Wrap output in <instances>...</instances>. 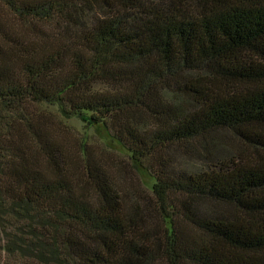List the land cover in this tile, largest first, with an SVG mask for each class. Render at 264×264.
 <instances>
[{
    "label": "trees",
    "instance_id": "16d2710c",
    "mask_svg": "<svg viewBox=\"0 0 264 264\" xmlns=\"http://www.w3.org/2000/svg\"><path fill=\"white\" fill-rule=\"evenodd\" d=\"M172 84L193 107L151 105L158 121L141 129L138 106ZM45 109L102 126L148 171L164 148L222 129L264 147V0H0V264H150L157 237L137 206ZM154 177L168 264H264V157ZM175 194L243 215L189 216L180 235Z\"/></svg>",
    "mask_w": 264,
    "mask_h": 264
},
{
    "label": "rangeland",
    "instance_id": "374dc122",
    "mask_svg": "<svg viewBox=\"0 0 264 264\" xmlns=\"http://www.w3.org/2000/svg\"><path fill=\"white\" fill-rule=\"evenodd\" d=\"M98 87L111 88L110 85H98ZM212 88L224 93L241 90L238 85L219 81H214ZM174 90H176V85L172 84L170 92L163 90L159 92L155 101L147 100L145 104H140L132 120L141 129L147 130L154 126L159 116V114L157 117L153 116L152 111L146 109L149 106H155L159 111L167 102L172 106L193 107L194 104L189 95L183 96V93H175ZM43 117L47 124L54 123L60 134L72 143L76 142L77 137H86L88 148L109 169L110 177L125 204L137 206L136 211L145 222L142 226L143 232L157 237L156 242L151 244L154 259L150 264H168L163 254L166 240V216L153 189L156 173L162 171L176 176L180 173L209 172L223 162L231 160L259 162L264 157L263 146L251 142L234 130L222 129L203 138L164 148L145 162L146 166L151 167V172L142 165H135L127 149L102 126L89 125L76 117L55 118L50 114V109H45ZM169 214L172 215L175 228L180 235H192L195 231L188 219L189 216H219L232 219L243 215L235 204L209 199H192L186 196H176V194Z\"/></svg>",
    "mask_w": 264,
    "mask_h": 264
}]
</instances>
